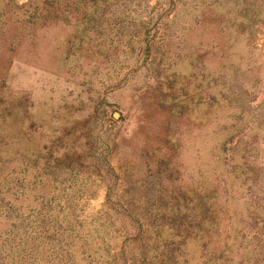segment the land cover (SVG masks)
Instances as JSON below:
<instances>
[{
  "label": "rangeland",
  "instance_id": "rangeland-1",
  "mask_svg": "<svg viewBox=\"0 0 264 264\" xmlns=\"http://www.w3.org/2000/svg\"><path fill=\"white\" fill-rule=\"evenodd\" d=\"M0 264H264V0H0Z\"/></svg>",
  "mask_w": 264,
  "mask_h": 264
}]
</instances>
